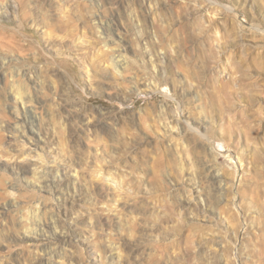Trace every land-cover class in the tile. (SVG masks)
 Here are the masks:
<instances>
[{"label":"rangeland","instance_id":"374dc122","mask_svg":"<svg viewBox=\"0 0 264 264\" xmlns=\"http://www.w3.org/2000/svg\"><path fill=\"white\" fill-rule=\"evenodd\" d=\"M0 264H264V0H0Z\"/></svg>","mask_w":264,"mask_h":264},{"label":"bare ground","instance_id":"6f19581e","mask_svg":"<svg viewBox=\"0 0 264 264\" xmlns=\"http://www.w3.org/2000/svg\"><path fill=\"white\" fill-rule=\"evenodd\" d=\"M22 106L24 107V108H26L27 106L25 105V101L24 102H22ZM211 148H212V146H211ZM224 155H226V156H228V158H229V161H232L233 160V158L234 157H232V155H231V153H228V150L226 149L225 150V152H224ZM237 158V161L235 160V161H233V166H234V168H236V170H238L241 166H242V163H241V159L237 156L236 157ZM240 166V167H239ZM214 176H216L217 178H224L223 176H222V174H219V172L217 173V174H214ZM220 180V179H219ZM227 182H228V180H227ZM232 183H233V181H231ZM231 183V184H232ZM230 184V185H231ZM233 185V184H232ZM221 188H223V186H220Z\"/></svg>","mask_w":264,"mask_h":264}]
</instances>
